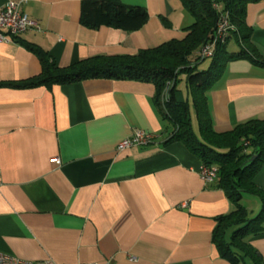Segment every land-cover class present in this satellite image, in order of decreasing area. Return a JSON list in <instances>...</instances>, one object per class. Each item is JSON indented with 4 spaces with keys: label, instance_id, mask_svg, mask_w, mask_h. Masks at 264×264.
<instances>
[{
    "label": "crops",
    "instance_id": "crops-1",
    "mask_svg": "<svg viewBox=\"0 0 264 264\" xmlns=\"http://www.w3.org/2000/svg\"><path fill=\"white\" fill-rule=\"evenodd\" d=\"M81 1L24 0L21 11L39 29L0 40V83L41 73L31 44L66 68L100 55L134 56L181 38L193 20L179 0H120L147 10L142 27L89 28L80 22ZM245 21L259 62L229 59L206 87L217 132L264 119V0L247 5ZM166 90L110 78L0 87V253L53 264H264V232L248 236L244 251L229 246V258L215 246L217 218L234 205L217 179H201L197 156L167 142ZM175 98L189 101L196 120L182 77ZM137 130L154 140L118 150ZM253 179L264 193V163ZM244 196L258 198L245 207L259 212V195Z\"/></svg>",
    "mask_w": 264,
    "mask_h": 264
},
{
    "label": "trees",
    "instance_id": "trees-1",
    "mask_svg": "<svg viewBox=\"0 0 264 264\" xmlns=\"http://www.w3.org/2000/svg\"><path fill=\"white\" fill-rule=\"evenodd\" d=\"M179 1L193 19L181 38L140 49L134 56L100 55L82 59L66 68L57 66L45 51L31 44L27 47L38 56L41 73L22 81L1 82L0 87H50L88 78L152 82L157 94L167 87V100L162 111L170 134L167 142L183 143L203 165L214 166L217 186L224 190L234 205L229 213L217 218L213 232L219 253L229 258L232 254L229 246L244 251L248 247V236L264 232V193L253 179L264 163V119H249L229 131H215L205 89L216 79L227 60L248 57L254 63L259 62L252 56L255 51L251 42L252 29L245 21L247 5L259 0ZM221 13H227L233 30L217 43L212 56L202 58L200 50L211 40ZM147 18L145 8L123 4L120 0H82L80 4V22L89 28L108 26L132 31L142 27ZM231 40L239 45L238 51H228L227 44ZM208 58L212 59L208 69H199V64ZM181 77L192 96L199 135L192 128L189 101H177L175 98L176 83ZM245 194L259 195L262 200V207L254 216H250L241 203ZM228 230H231L229 242L225 239Z\"/></svg>",
    "mask_w": 264,
    "mask_h": 264
},
{
    "label": "built area",
    "instance_id": "built-area-1",
    "mask_svg": "<svg viewBox=\"0 0 264 264\" xmlns=\"http://www.w3.org/2000/svg\"><path fill=\"white\" fill-rule=\"evenodd\" d=\"M24 0H9L0 8V40H13L14 37L24 33L29 29H39L37 22L29 18L20 9ZM214 7H217L214 4ZM233 30V25L227 18V13H221L216 23V28L211 40L200 50V56L210 57L213 55L218 42H222ZM154 140V136L142 130L135 131L130 137L123 139L117 145L118 150L129 148L136 145L149 144ZM58 162V160L56 159ZM216 168L212 165H203L200 170L201 179L205 183H211L216 178ZM0 264H53L50 260L29 261L13 255L0 253ZM98 264V263H86ZM105 264H111L110 262Z\"/></svg>",
    "mask_w": 264,
    "mask_h": 264
},
{
    "label": "rangeland",
    "instance_id": "rangeland-1",
    "mask_svg": "<svg viewBox=\"0 0 264 264\" xmlns=\"http://www.w3.org/2000/svg\"><path fill=\"white\" fill-rule=\"evenodd\" d=\"M227 49L229 51H238L240 49L239 45L236 44V42H234L233 40H231L228 44H227ZM211 58L205 59L204 61H202L199 64V69L201 70H206L209 67V64L211 63ZM197 120H195L194 116H192V128L194 130V132L196 134L199 135V131H198V124L196 123ZM254 201H258L257 197L254 196H244L241 203L246 206L248 209L254 207ZM256 213H258V211L256 209H254L253 212H251L250 216H254Z\"/></svg>",
    "mask_w": 264,
    "mask_h": 264
}]
</instances>
